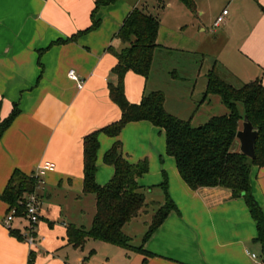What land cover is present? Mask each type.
Here are the masks:
<instances>
[{
    "label": "crops",
    "instance_id": "0c3cea01",
    "mask_svg": "<svg viewBox=\"0 0 264 264\" xmlns=\"http://www.w3.org/2000/svg\"><path fill=\"white\" fill-rule=\"evenodd\" d=\"M96 1L0 0V124L16 106L19 110L0 137V194L16 170L32 175L46 163L55 165L37 191L42 208L36 247L5 227L10 207L0 200V264H29L32 253L34 264H264L257 224L245 200L234 199L231 191L221 188L191 190L174 158L166 153L165 131L146 121L126 125L118 138L99 135L96 181L104 186L113 178L115 170L104 159L121 141L130 163L147 160L149 171L156 167L168 172V193L177 211L143 244L144 254L118 247L112 251L106 248L110 244L95 240L82 248L69 244L68 226L85 227L83 219L88 218L90 228L96 215V196L83 193L84 139L122 117L110 98L109 86L117 82L112 70L118 60L109 48H124L116 36L125 19L134 8L149 5L148 0H118L103 6L95 13L100 26L78 36L91 27ZM228 6L232 11L222 25L223 36L240 19L247 25L249 38L264 44V0H230ZM164 29L174 37L176 30L186 34L181 23L165 25L160 18L159 48L150 76L145 79L128 72L125 94L130 103L139 104L145 94L163 91L166 110L193 123L206 102L199 108L190 106L183 114L177 108L193 100L197 83L193 85L186 76L202 74L205 63L193 60L203 54H198L200 47L191 51L187 42L165 46ZM254 45L255 53L258 46ZM215 62L222 73L223 66ZM210 69L202 85L205 90ZM71 70L83 82L82 89L69 78ZM146 177L138 181L144 188ZM250 179L252 195L264 213V168L253 167ZM26 227V222L16 219L11 228L23 236Z\"/></svg>",
    "mask_w": 264,
    "mask_h": 264
},
{
    "label": "trees",
    "instance_id": "16d2710c",
    "mask_svg": "<svg viewBox=\"0 0 264 264\" xmlns=\"http://www.w3.org/2000/svg\"><path fill=\"white\" fill-rule=\"evenodd\" d=\"M118 0H97L92 14V25L78 34L82 35L97 29L100 20L95 13L99 8L108 6ZM193 13H196V0H181ZM160 29V19L142 8H134L125 19L117 38L124 48L109 51L118 60L112 70L116 84L109 86L110 98L121 110L118 122L93 132L84 139V195L96 196V215L90 228L68 226L69 244L76 248L85 246L88 240L100 241L126 251L145 253L143 244L161 227L168 216L177 211V207L168 193V179L157 187L144 188L139 179L149 172V162L130 163L123 153V144L116 141L105 155V163L114 168L111 181L101 186L96 181L99 135L118 138L126 125L137 122H150L165 131L166 153L174 158L181 178L188 187L197 191L202 188H221L232 192L234 199L243 198L256 221L258 240L262 245L264 256V213L252 195L251 170L253 167L264 168V85L261 79L235 87L220 74L218 64L207 73V86L201 103L209 97L218 96L227 113L214 116L199 127L193 126L192 120H182L170 114L166 108V96L163 91L145 94L139 104H132L125 94V75L132 71L148 79L152 70ZM76 36V37H78ZM75 39V38H74ZM14 111L8 119L0 124V137L18 116ZM248 117L252 125L259 130L256 141V157L249 158L235 149L237 133L243 127L244 118ZM38 180L35 174L27 175L16 170L2 194L0 200L18 215L25 214L21 205L27 195L37 191ZM154 189H159L165 198L163 205L148 202V196ZM150 206H158L142 245L135 247L133 240L124 232V228L134 219L146 214ZM9 210V211H10ZM12 235L23 238L18 231L11 230ZM94 255V252L91 253ZM34 253L29 264H34Z\"/></svg>",
    "mask_w": 264,
    "mask_h": 264
},
{
    "label": "rangeland",
    "instance_id": "374dc122",
    "mask_svg": "<svg viewBox=\"0 0 264 264\" xmlns=\"http://www.w3.org/2000/svg\"><path fill=\"white\" fill-rule=\"evenodd\" d=\"M229 1L230 0H196V13L191 12L181 0H148L149 5L144 4V8L148 9L149 7L151 9L150 14L159 19L162 18L165 25L172 26L173 24L181 23V27L185 28V35L179 34V30H176L178 34H176L175 37L172 36L167 29H164L162 42L165 46L170 44L171 46L177 45L179 42H187L190 45V49H193L191 51H196V49L200 47L198 54H203L195 57L193 60V62L195 61L200 65L201 63H205L202 74L197 77L192 74L185 75L191 79L193 85L195 82L197 85L193 100H186L184 103L186 105L185 107L177 108L179 113L183 114L185 111H188L192 105L193 107H200L205 92V87L202 85H205L206 82V69H210L215 61H218L221 67L223 66L222 73L221 71L220 73L223 74L224 77L225 75L228 77L226 81L235 87H240L248 83L251 79H261L264 85V44L258 45L253 40V37L252 39L249 38L247 25H243L241 20L238 19L225 37L222 31L224 30L223 26L213 31L214 23L223 13V10L228 7L227 11H232V7L228 6ZM170 3L171 6H169ZM202 29H205V32H201ZM216 37H219L218 40ZM250 42L252 44H250ZM254 44L258 46L255 53L252 50V48L255 47ZM202 56L206 58L205 61H203ZM257 60L261 61V63ZM221 67H219L220 70ZM225 69L231 74L229 75ZM176 95L177 94L174 93V97ZM220 102L218 96L209 97L204 108L201 109L195 122H193V126L199 127L214 116L226 114L227 109ZM234 148L236 150L240 149L239 141L236 142ZM157 171H159V174H157ZM146 176L147 177L143 180L146 181V188L149 189L162 184L165 181V177L167 176L168 179L169 175L166 170H157V168L154 167ZM154 192L152 196L148 197V202L150 204L155 202L163 205L165 203L164 194L159 189H156ZM157 209L158 206H150L146 214H142V216L134 219L124 228V232L132 238V243L135 247H140L142 245L143 237ZM83 225L89 228L88 218L83 219ZM107 246L106 248H110L112 251L117 250L116 247L111 245Z\"/></svg>",
    "mask_w": 264,
    "mask_h": 264
},
{
    "label": "built area",
    "instance_id": "2783aa9c",
    "mask_svg": "<svg viewBox=\"0 0 264 264\" xmlns=\"http://www.w3.org/2000/svg\"><path fill=\"white\" fill-rule=\"evenodd\" d=\"M228 15V11L225 10L215 21L213 26V31L220 28L223 23L225 22V17ZM69 78L75 82L78 83L79 88L82 89L84 84L79 79L78 75L74 70H71L68 74ZM55 169V165L53 163H46L44 166H41L38 171L35 173V177L38 180V189L43 183V177L44 175L49 172L53 171ZM37 189V191H38ZM37 191L27 195L23 202H21V205L25 207V214L24 215H18V212L16 209H11L6 216L4 220V225L6 228H8L10 231L12 230V223L16 219H20L23 222H26L27 227L25 230V234L23 235V238L25 241L30 245V247H36L38 245V240L36 236V228L38 226V223L40 221V212L42 208V202L37 194ZM253 258H256L255 255H253Z\"/></svg>",
    "mask_w": 264,
    "mask_h": 264
},
{
    "label": "water",
    "instance_id": "95a60500",
    "mask_svg": "<svg viewBox=\"0 0 264 264\" xmlns=\"http://www.w3.org/2000/svg\"><path fill=\"white\" fill-rule=\"evenodd\" d=\"M258 135L259 130L252 125L246 116L242 129L237 133V139L240 143V152L251 159L256 157L255 145Z\"/></svg>",
    "mask_w": 264,
    "mask_h": 264
}]
</instances>
